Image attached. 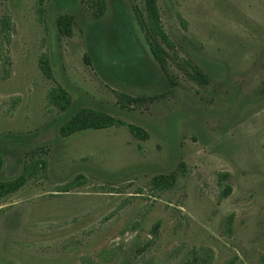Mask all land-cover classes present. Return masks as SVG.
<instances>
[{"label": "rangeland", "instance_id": "1", "mask_svg": "<svg viewBox=\"0 0 264 264\" xmlns=\"http://www.w3.org/2000/svg\"><path fill=\"white\" fill-rule=\"evenodd\" d=\"M119 1L138 42L124 28V60L144 55L146 81L115 66L122 55L96 57L103 37L121 52L113 0L102 10L99 0H0L11 22L9 41L0 37V179L46 162L0 198V264H191L207 249L210 264H263L264 0H157L171 43L164 69L137 22L144 0ZM62 14L70 36L57 33ZM56 86L72 97L61 117L48 101ZM81 107L148 137L126 125L60 136ZM170 173L171 187L154 184Z\"/></svg>", "mask_w": 264, "mask_h": 264}, {"label": "trees", "instance_id": "2", "mask_svg": "<svg viewBox=\"0 0 264 264\" xmlns=\"http://www.w3.org/2000/svg\"><path fill=\"white\" fill-rule=\"evenodd\" d=\"M99 5L102 10L103 2L99 0ZM113 7H114V21L111 25V31L114 35L118 38L117 44L120 46L121 52L119 53L118 47L111 44L110 40L107 37L102 38L101 47L102 49L110 51L108 55L97 54V58L100 62L104 63V60H112L113 58H117L118 55H122L121 61H116V64L120 63L118 67L124 68V71L127 73L125 74L126 77L129 79L138 80V76H133L131 69L140 68L141 74H146L147 76H143V81H146L150 78L148 75V71L151 70L150 66L145 63L144 55L141 60L137 58L134 61H131L127 64V61L124 60L125 54L122 53L123 45L121 42H125V33L126 30L130 31V36L137 42V38L135 35L134 28L131 24V21L127 14L124 12L123 7L119 0H113ZM144 9L145 15L137 16V22L140 28L143 30L145 40L149 46V51L153 57V59L158 63L159 67L164 69L166 64V50L164 45H171L166 32L164 31L161 25L160 13L157 5V0H144ZM72 17L69 14H62L56 20V28L57 33L61 36H70L72 34ZM124 28L126 30H124ZM11 29V22L9 17L3 15L0 17V37L8 42L9 41V34ZM138 43V42H137ZM124 60V61H123ZM143 60V62H142ZM38 65L42 71V73L48 77H53V70L51 60L48 55L43 54L38 59ZM114 67V66H113ZM124 73V72H123ZM196 78H204L205 74L200 71L199 69H195ZM135 75V74H134ZM135 77V78H134ZM117 99L122 104L130 103L131 101H135L133 97H129L124 93H117ZM48 101L50 104L55 105L60 110L59 117L63 116L65 111L69 108L72 103V97L70 93L63 88L62 86H56L50 89L48 93ZM126 125L132 135L140 139H146L148 134L144 131L143 128L135 125L133 123H128L120 118L114 117L112 114L103 111V110H96L89 107H81L79 108L73 115H71L67 120L61 123L58 127V131L60 136L67 137L71 134L86 130V129H103L110 126H123ZM0 166H1V158H0ZM46 162L45 160L41 159L38 161H32L30 163H24L21 172L14 178L5 180L0 179V198L5 197L17 189H19L25 181L29 177L37 176L40 169L45 168ZM175 180L174 173L170 174H161L157 175L153 178L154 184L160 189H167L173 185ZM229 193V189L224 192V195ZM157 227L154 228L153 233L155 235V230ZM212 254L209 249L206 250L205 254L201 256L194 257V260L191 264H210L212 259ZM113 264H117V261L112 262ZM111 263V264H112ZM119 264H128L122 261ZM264 264V262H263Z\"/></svg>", "mask_w": 264, "mask_h": 264}]
</instances>
